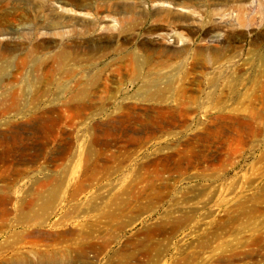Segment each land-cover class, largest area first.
<instances>
[{
    "label": "rangeland",
    "instance_id": "1",
    "mask_svg": "<svg viewBox=\"0 0 264 264\" xmlns=\"http://www.w3.org/2000/svg\"><path fill=\"white\" fill-rule=\"evenodd\" d=\"M0 1L30 13L0 39L39 42L0 64V264H264V0ZM242 9L240 45L206 39ZM161 24L221 61L150 58L183 46Z\"/></svg>",
    "mask_w": 264,
    "mask_h": 264
},
{
    "label": "bare ground",
    "instance_id": "2",
    "mask_svg": "<svg viewBox=\"0 0 264 264\" xmlns=\"http://www.w3.org/2000/svg\"><path fill=\"white\" fill-rule=\"evenodd\" d=\"M154 2H156V0ZM158 3L169 4V5H173L175 7L183 5V4L181 5V3H177V1H175V0H158ZM61 4H66V2H61ZM165 10L167 13L165 15H163L162 17H160L159 20L163 23H170V22H172V19L170 18V17H172L171 10L170 9H165ZM244 13H245V10L242 9L239 13V16H238V23L241 26V28L230 27L231 24L229 22L216 24L214 26H208L205 29L203 28L206 39H208V40H214L215 39L216 42L219 43V46L221 43H223V44L226 43V41L228 39L233 41V43L240 45V43L242 42V39L240 36L241 30H243V28L246 27V25L248 24L247 19L244 16ZM259 14L261 15L262 18H264V5H262V4L259 5ZM3 17L10 20V22H11V18L14 20H17V17L20 19L26 18V20H29L30 13H29L28 8L24 5H22V3H20V2L12 1L11 3H4L3 1H0V34L5 31V29H3L1 27L2 26L1 20H3ZM114 19L117 21L118 27H114V29H112V31H111V29H109L110 33H111L110 35L114 36L116 33L127 32V27L129 26V23H130L129 18L119 17V18H114ZM36 20H37V16H35V21ZM251 20H252V18H251ZM29 31L30 32H28V33H24V32H20L18 30H14L12 32L13 35L6 36L3 39H0V64L8 63L9 60H11L15 65V66L14 65L10 66V68H12L13 66L15 68V70L11 71L12 76L14 75L15 72L18 74H21L22 69L29 63V61H31L32 59L35 58L36 51L33 49V47L28 48L27 45H28L29 41H33V40H35L33 46L39 44V42H37V40H38V27L33 26V28ZM220 33H223V35H224L223 39L219 38L218 35ZM170 34H174L173 37H175L176 41L178 40V41L183 42L182 48L177 49L174 52H172L170 50L159 51L156 48L150 49V52H152V54H153V55H149V53H148V56L150 58L156 57L155 56L156 54L154 52H160V53L164 54L163 58H165L166 60H170V57H172V58L173 57L183 58V56L184 57L188 56V59H190L191 55H193L190 59V61H191L190 63L192 65V67H194L196 65H201L205 69L207 68V66L209 64L217 65L221 61V59H222V52L221 51L209 52V49H207L206 47H201V46L196 47L192 50L191 44L189 43L190 41L188 40L189 41L188 42L187 40H184V37H188V33H183V32L177 31V29L170 30L168 32L164 29V24L153 27L149 30L148 42L151 45H153L154 47L159 46V45H161V41L163 39H165ZM60 53H61V55H63V58L67 57V52L65 50L64 51L62 50ZM208 54L211 55L209 61L206 60V56ZM130 59H131V64L135 61V64L137 65L138 60H137V56L135 54H132ZM166 62H165V64H166ZM261 62H262L261 69L259 71H257V73L255 74V78H264V57H262ZM168 69H169V67H168ZM9 71H7V72H9ZM1 73H3V72H1ZM186 73L187 72H184V74H186ZM5 74H3V75H5ZM215 74H216V76H218V75L221 76L224 73L221 71H216ZM103 80H105V79H103ZM17 81H18L17 78H15V80H13V82H17ZM8 91L9 92H17V88L12 87L11 89L9 88Z\"/></svg>",
    "mask_w": 264,
    "mask_h": 264
}]
</instances>
